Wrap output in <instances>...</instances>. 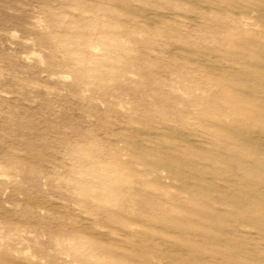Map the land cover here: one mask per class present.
Returning a JSON list of instances; mask_svg holds the SVG:
<instances>
[{"label": "rangeland", "instance_id": "374dc122", "mask_svg": "<svg viewBox=\"0 0 264 264\" xmlns=\"http://www.w3.org/2000/svg\"><path fill=\"white\" fill-rule=\"evenodd\" d=\"M0 264H264V0H0Z\"/></svg>", "mask_w": 264, "mask_h": 264}]
</instances>
